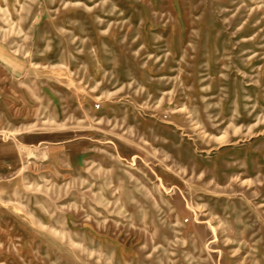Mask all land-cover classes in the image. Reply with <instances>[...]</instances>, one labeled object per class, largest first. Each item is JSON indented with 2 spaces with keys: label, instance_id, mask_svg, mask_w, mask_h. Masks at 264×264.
Listing matches in <instances>:
<instances>
[{
  "label": "rangeland",
  "instance_id": "374dc122",
  "mask_svg": "<svg viewBox=\"0 0 264 264\" xmlns=\"http://www.w3.org/2000/svg\"><path fill=\"white\" fill-rule=\"evenodd\" d=\"M0 264H264V0H0Z\"/></svg>",
  "mask_w": 264,
  "mask_h": 264
}]
</instances>
